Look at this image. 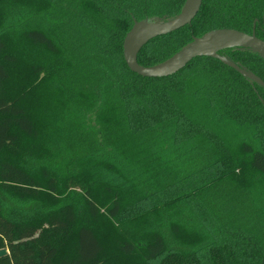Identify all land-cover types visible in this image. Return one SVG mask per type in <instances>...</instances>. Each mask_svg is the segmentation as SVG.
Segmentation results:
<instances>
[{"label": "trees", "instance_id": "trees-1", "mask_svg": "<svg viewBox=\"0 0 264 264\" xmlns=\"http://www.w3.org/2000/svg\"><path fill=\"white\" fill-rule=\"evenodd\" d=\"M183 2L0 0V264H264V88L211 57L160 78L123 60L133 18ZM263 7L202 0L137 62ZM220 53L264 81L257 54Z\"/></svg>", "mask_w": 264, "mask_h": 264}, {"label": "water", "instance_id": "water-1", "mask_svg": "<svg viewBox=\"0 0 264 264\" xmlns=\"http://www.w3.org/2000/svg\"><path fill=\"white\" fill-rule=\"evenodd\" d=\"M201 1L184 0L180 11L168 19L144 17L137 20L133 18L131 27L122 39V56L128 69L141 77H166L179 71L192 59L204 56L218 59L242 77L264 88V81L259 76L220 53L222 50L231 48L247 49L264 60V41L254 33L249 34L234 28H214L201 36H192L190 42L156 64L144 66L137 62L138 52L149 40L190 24L200 8ZM6 254L8 250L1 248L0 257Z\"/></svg>", "mask_w": 264, "mask_h": 264}, {"label": "flooded vegetation", "instance_id": "flooded-vegetation-1", "mask_svg": "<svg viewBox=\"0 0 264 264\" xmlns=\"http://www.w3.org/2000/svg\"><path fill=\"white\" fill-rule=\"evenodd\" d=\"M259 16L257 17H254L253 20H252V23H251V27H250V32L249 34L251 33H254L255 36H257V32H259L262 36H264V7H263V10L261 13L258 14ZM242 31V30H241ZM246 32V31H244ZM248 33V32H246ZM258 37V36H257ZM260 38V37H258ZM262 39V38H260ZM264 41V39H262ZM226 56V55H225ZM229 58V57H228ZM232 60V59H231ZM234 61V60H233ZM236 63H238L240 66L248 69L247 67H245L244 65L240 64L239 62L237 61H234ZM250 70V69H248ZM251 71V70H250ZM253 72V71H252ZM254 73V72H253ZM255 74V73H254ZM258 76V75H257Z\"/></svg>", "mask_w": 264, "mask_h": 264}, {"label": "rangeland", "instance_id": "rangeland-1", "mask_svg": "<svg viewBox=\"0 0 264 264\" xmlns=\"http://www.w3.org/2000/svg\"><path fill=\"white\" fill-rule=\"evenodd\" d=\"M216 110H215V117L219 120L226 119V116L221 114L220 109L224 112L226 110V104L224 102H216ZM229 119L224 120V123H229ZM249 139V138H248ZM212 172V170L210 171ZM191 179V178H189Z\"/></svg>", "mask_w": 264, "mask_h": 264}]
</instances>
